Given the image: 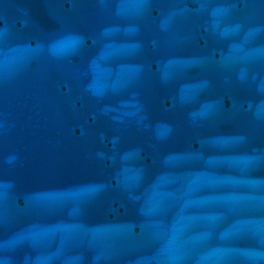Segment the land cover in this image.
<instances>
[{
	"label": "water",
	"instance_id": "obj_1",
	"mask_svg": "<svg viewBox=\"0 0 264 264\" xmlns=\"http://www.w3.org/2000/svg\"><path fill=\"white\" fill-rule=\"evenodd\" d=\"M0 264H264V0H0Z\"/></svg>",
	"mask_w": 264,
	"mask_h": 264
}]
</instances>
